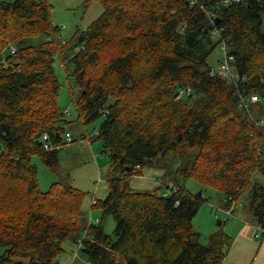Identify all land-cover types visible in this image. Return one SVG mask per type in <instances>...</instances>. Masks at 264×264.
Masks as SVG:
<instances>
[{
  "label": "trees",
  "instance_id": "trees-1",
  "mask_svg": "<svg viewBox=\"0 0 264 264\" xmlns=\"http://www.w3.org/2000/svg\"><path fill=\"white\" fill-rule=\"evenodd\" d=\"M99 1L104 11L69 61L84 122L102 121L96 139L114 176L99 205L116 227L110 234L101 219L86 223L72 186L41 190L32 157L58 166L65 115L55 55L67 43L48 0H0V264H59L63 240L82 233L89 264H223L232 237L216 232L204 243L193 219L209 201L205 189L223 194L232 213L249 191L264 228V184L253 181L264 175V0ZM224 40L233 78L208 59ZM251 94L260 97L258 119L240 106ZM146 167L163 171L167 193L130 186ZM190 178L204 189L189 190L181 181Z\"/></svg>",
  "mask_w": 264,
  "mask_h": 264
},
{
  "label": "rangeland",
  "instance_id": "rangeland-1",
  "mask_svg": "<svg viewBox=\"0 0 264 264\" xmlns=\"http://www.w3.org/2000/svg\"><path fill=\"white\" fill-rule=\"evenodd\" d=\"M48 2L51 5L53 24L59 27L57 36L63 43H67V50L57 52L55 55V72L60 84L58 104L62 110L69 108L70 112L66 117L64 116L65 121L62 122L65 130L59 142L61 145L57 148L59 157L57 168L48 166L39 155L33 156L32 161L37 166L38 182L42 191L50 190L57 182L72 186L82 194L85 222L96 223L101 219L105 231L112 234L116 221L111 215H106L99 205L107 197L108 181L114 176L110 155L104 149L103 143L96 139L97 129L102 121L84 122L76 102L79 97V86L76 77L72 74L73 64L69 61L81 49V43L76 38L85 33L103 13L104 6L99 0H48ZM39 40L45 41V38L39 37ZM204 42L208 47L214 43ZM223 58L224 52L220 45L215 47L208 57L213 68H219ZM262 102L264 103L263 99ZM254 105L251 106L255 110L252 117L258 119L261 105ZM261 116L264 118V114ZM66 131L72 134V141L65 140ZM194 151L195 149L189 148L188 153ZM168 156L171 157V153ZM142 172L128 179L134 190L168 192L169 187L166 188L163 183L161 169L146 167ZM253 181L264 184V175L255 172ZM167 182L173 185L172 181ZM181 182L193 193L204 189L202 184L192 178ZM204 193L209 201L201 205L193 219L194 227L202 233L201 241L208 243L210 236L216 232L227 233L233 241L231 245L225 247L226 257L223 264H264V228L259 229V225L253 219L248 206L249 191L240 198L232 214H227L222 208L225 202L223 194L213 188L205 189ZM94 203L98 205L93 206ZM220 220L223 224L219 223ZM83 235L84 233L81 236ZM78 240L71 237L63 240L62 249L56 257L59 264H89ZM6 249L5 245L0 244V255Z\"/></svg>",
  "mask_w": 264,
  "mask_h": 264
},
{
  "label": "built area",
  "instance_id": "built-area-1",
  "mask_svg": "<svg viewBox=\"0 0 264 264\" xmlns=\"http://www.w3.org/2000/svg\"><path fill=\"white\" fill-rule=\"evenodd\" d=\"M231 1H237V2H243V3L246 2V0H224L223 3L224 4H228ZM219 32H220L219 30H216L215 33H214V37L218 36L219 35ZM220 47H221V50L224 52V58H223L222 63L220 64L219 68H214L213 71L214 72H219V74H222V76H224V77H232L233 75L231 73V69H230V65H229V58L227 56V44H226V40H224L222 42V44H220ZM190 91H191L190 88L189 89H186V90L180 91V93L178 95V99L182 98L184 96L185 92H190ZM259 99H260V97L257 94H251L249 96H245L244 95V96L241 97L240 106L243 109L249 110V107H251L253 104L256 105V103L259 101ZM69 112H70L69 108L63 110V114L65 116H66V114H69ZM258 124L264 126V118L263 117H261L258 120ZM64 138L68 142L73 140L72 134L70 132H68V131L65 133V137ZM43 140L45 141L44 147H45L46 150L53 149V144L51 143V141L49 139L48 133H46V134L43 135ZM232 210H233V207L231 206L230 209L225 210V212L227 214H232ZM258 228L259 229H262L261 226H259ZM86 234L87 233H85L78 240V242L80 244V247L83 246V240L87 236ZM256 235L258 236V234H256Z\"/></svg>",
  "mask_w": 264,
  "mask_h": 264
},
{
  "label": "water",
  "instance_id": "water-1",
  "mask_svg": "<svg viewBox=\"0 0 264 264\" xmlns=\"http://www.w3.org/2000/svg\"><path fill=\"white\" fill-rule=\"evenodd\" d=\"M219 223L221 224V221H219Z\"/></svg>",
  "mask_w": 264,
  "mask_h": 264
}]
</instances>
